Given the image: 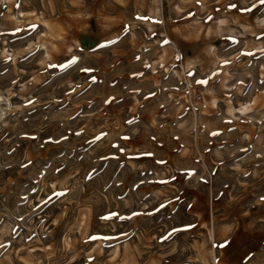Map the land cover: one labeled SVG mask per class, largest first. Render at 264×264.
I'll use <instances>...</instances> for the list:
<instances>
[{
	"label": "rangeland",
	"instance_id": "1",
	"mask_svg": "<svg viewBox=\"0 0 264 264\" xmlns=\"http://www.w3.org/2000/svg\"><path fill=\"white\" fill-rule=\"evenodd\" d=\"M0 264H264V0H0Z\"/></svg>",
	"mask_w": 264,
	"mask_h": 264
},
{
	"label": "bare ground",
	"instance_id": "2",
	"mask_svg": "<svg viewBox=\"0 0 264 264\" xmlns=\"http://www.w3.org/2000/svg\"><path fill=\"white\" fill-rule=\"evenodd\" d=\"M0 97H1V95H0Z\"/></svg>",
	"mask_w": 264,
	"mask_h": 264
}]
</instances>
